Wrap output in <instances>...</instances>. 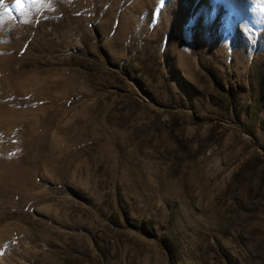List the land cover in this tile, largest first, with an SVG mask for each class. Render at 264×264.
<instances>
[{
	"label": "rangeland",
	"instance_id": "obj_1",
	"mask_svg": "<svg viewBox=\"0 0 264 264\" xmlns=\"http://www.w3.org/2000/svg\"><path fill=\"white\" fill-rule=\"evenodd\" d=\"M14 5L0 264H264V0Z\"/></svg>",
	"mask_w": 264,
	"mask_h": 264
},
{
	"label": "snow or ice",
	"instance_id": "obj_2",
	"mask_svg": "<svg viewBox=\"0 0 264 264\" xmlns=\"http://www.w3.org/2000/svg\"><path fill=\"white\" fill-rule=\"evenodd\" d=\"M32 2H35V0H32ZM163 2V0H162ZM4 4V0H0V5H3ZM17 10L23 12L24 11V0H15V5H14ZM11 8H5V11L10 13L11 12Z\"/></svg>",
	"mask_w": 264,
	"mask_h": 264
},
{
	"label": "bare ground",
	"instance_id": "obj_3",
	"mask_svg": "<svg viewBox=\"0 0 264 264\" xmlns=\"http://www.w3.org/2000/svg\"><path fill=\"white\" fill-rule=\"evenodd\" d=\"M6 111V110H5ZM7 114V113H6ZM10 114V113H9ZM9 120V119H8ZM11 120H12V117H11ZM6 122V121H5ZM2 123V122H1ZM13 128V127H12ZM4 132V131H3ZM6 132V131H5ZM4 132V133H5ZM11 133V132H10ZM0 134H2V133H0ZM12 161V160H11ZM3 162V161H2ZM2 164V163H1ZM11 168V167H10ZM11 172H12V170H11ZM6 174V173H5ZM20 180V179H19Z\"/></svg>",
	"mask_w": 264,
	"mask_h": 264
}]
</instances>
